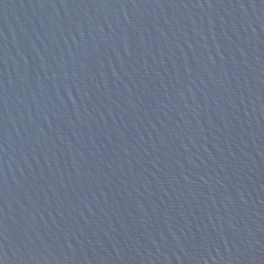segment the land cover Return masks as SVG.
Returning a JSON list of instances; mask_svg holds the SVG:
<instances>
[{
	"label": "water",
	"instance_id": "obj_1",
	"mask_svg": "<svg viewBox=\"0 0 264 264\" xmlns=\"http://www.w3.org/2000/svg\"><path fill=\"white\" fill-rule=\"evenodd\" d=\"M0 264H264V0H0Z\"/></svg>",
	"mask_w": 264,
	"mask_h": 264
}]
</instances>
